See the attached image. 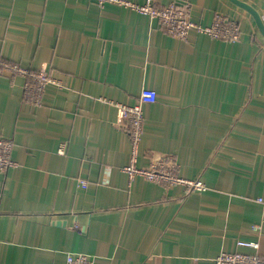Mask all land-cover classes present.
Listing matches in <instances>:
<instances>
[{"label":"crops","instance_id":"0c3cea01","mask_svg":"<svg viewBox=\"0 0 264 264\" xmlns=\"http://www.w3.org/2000/svg\"><path fill=\"white\" fill-rule=\"evenodd\" d=\"M172 1L201 24L236 19L238 41L179 39L115 3L0 0V56L60 80L35 105L24 76L0 74V136L17 163L0 172V264H65L69 251L93 264H214L251 239L264 255V36L229 0H155ZM244 1L264 14V0ZM143 88L157 97L142 105L138 165L170 155L205 190L128 180L116 103Z\"/></svg>","mask_w":264,"mask_h":264},{"label":"built area","instance_id":"2783aa9c","mask_svg":"<svg viewBox=\"0 0 264 264\" xmlns=\"http://www.w3.org/2000/svg\"><path fill=\"white\" fill-rule=\"evenodd\" d=\"M100 7L106 3H115L134 9L145 14L150 19H155L160 29L167 34L186 39L192 29L203 33L211 38L221 39L226 42H236L240 37L239 23L236 19L223 13H216L209 24H201L189 17L188 8L185 4L172 1L167 4H158L155 0H145L136 3L130 0H94ZM264 20V14L261 15ZM9 71L13 77L22 75L25 78L23 88L26 99L35 105L41 104L42 94L47 84L59 83V79L46 69L34 70L18 63L10 62L0 56V74ZM157 93L155 89L143 88L140 91L138 101L127 105L116 103L119 111L118 123L130 137V157L128 163L123 165L122 170L128 180L140 176L144 179L165 186L181 185L186 190H205L207 186L200 179L183 177L179 173L176 160L170 155H164L148 165H138L139 145L143 133L144 115L143 103L154 102ZM13 139L0 136V172L7 171L17 165L12 157ZM60 152L63 147H59ZM83 185V182H82ZM253 229L259 232L260 226L254 225ZM238 246L247 247L250 251H220L214 257V264H264V255L259 252L258 239L238 240ZM65 264H93L92 257L85 252L69 251L66 253Z\"/></svg>","mask_w":264,"mask_h":264},{"label":"water","instance_id":"95a60500","mask_svg":"<svg viewBox=\"0 0 264 264\" xmlns=\"http://www.w3.org/2000/svg\"><path fill=\"white\" fill-rule=\"evenodd\" d=\"M229 1L232 2L234 5L247 11L253 17L255 24L258 30L260 31V33L264 36V20L260 12L244 0H229Z\"/></svg>","mask_w":264,"mask_h":264}]
</instances>
